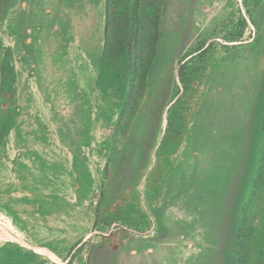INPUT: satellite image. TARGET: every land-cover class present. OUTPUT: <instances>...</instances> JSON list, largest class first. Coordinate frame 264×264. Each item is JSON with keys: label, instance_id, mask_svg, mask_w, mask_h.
<instances>
[{"label": "rangeland", "instance_id": "1", "mask_svg": "<svg viewBox=\"0 0 264 264\" xmlns=\"http://www.w3.org/2000/svg\"><path fill=\"white\" fill-rule=\"evenodd\" d=\"M0 264H264V0H0Z\"/></svg>", "mask_w": 264, "mask_h": 264}]
</instances>
